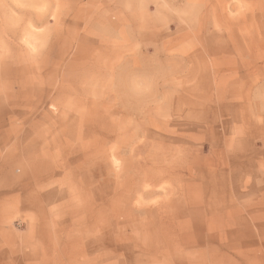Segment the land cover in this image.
Here are the masks:
<instances>
[{
	"label": "rangeland",
	"instance_id": "rangeland-1",
	"mask_svg": "<svg viewBox=\"0 0 264 264\" xmlns=\"http://www.w3.org/2000/svg\"><path fill=\"white\" fill-rule=\"evenodd\" d=\"M0 264H264V0H0Z\"/></svg>",
	"mask_w": 264,
	"mask_h": 264
}]
</instances>
